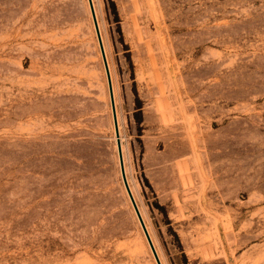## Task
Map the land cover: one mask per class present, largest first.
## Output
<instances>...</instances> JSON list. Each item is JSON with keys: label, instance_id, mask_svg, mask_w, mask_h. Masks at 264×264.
Segmentation results:
<instances>
[{"label": "rangeland", "instance_id": "1", "mask_svg": "<svg viewBox=\"0 0 264 264\" xmlns=\"http://www.w3.org/2000/svg\"><path fill=\"white\" fill-rule=\"evenodd\" d=\"M93 3L162 263L264 264V0ZM0 264H157L89 0H0Z\"/></svg>", "mask_w": 264, "mask_h": 264}, {"label": "water", "instance_id": "2", "mask_svg": "<svg viewBox=\"0 0 264 264\" xmlns=\"http://www.w3.org/2000/svg\"><path fill=\"white\" fill-rule=\"evenodd\" d=\"M89 4H90V8H91V13L93 16V21L95 24V28H96V32H97V36H98V40H99V44H100V48H101V52L103 55V60H104V64H105V68H106V73H107V78H108V84H109V92H110V98H111V105H112V111H113V117H114V123H115V131H116V136H117V145H118V152H119V159H120V165H121V172H122V177H123V181L125 184V187L127 189L128 195L131 199V202L133 204V207L135 209V212L137 214V217L140 221V224L142 226V229L146 235V238L148 240V243L150 245V248L152 250V253L155 257V260L157 262V264H163L159 254L157 252V249L155 247V244L153 242V239L149 233V230L147 228V225L145 223V220L141 214V211L139 209V206L137 204V201L133 195V192L131 190V187L129 185L128 179H127V175H126V170H125V164H124V157H123V150H122V143H121V139H120V131H119V124H118V117H117V111H116V104H115V96H114V89H113V83H112V77H111V72H110V68H109V64H108V60H107V56H106V52H105V48H104V44H103V39H102V35H101V31H100V27H99V23H98V19H97V15H96V11H95V7H94V3L93 0H89Z\"/></svg>", "mask_w": 264, "mask_h": 264}, {"label": "bare ground", "instance_id": "3", "mask_svg": "<svg viewBox=\"0 0 264 264\" xmlns=\"http://www.w3.org/2000/svg\"><path fill=\"white\" fill-rule=\"evenodd\" d=\"M160 257V256H159Z\"/></svg>", "mask_w": 264, "mask_h": 264}]
</instances>
